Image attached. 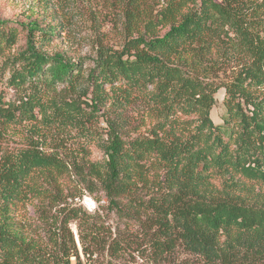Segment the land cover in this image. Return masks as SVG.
<instances>
[{"label":"trees","instance_id":"obj_1","mask_svg":"<svg viewBox=\"0 0 264 264\" xmlns=\"http://www.w3.org/2000/svg\"><path fill=\"white\" fill-rule=\"evenodd\" d=\"M157 5L126 0L122 48L99 47L88 70L87 58L43 49L55 32L40 19L0 17V71L9 70L15 97L0 89V123L69 126L84 146L99 144L105 159L89 164L86 188L103 191L120 216L140 219L153 264H176L166 253L179 243L204 264H264V203L231 194L264 183V0ZM57 85L68 96H49ZM220 89L225 114L215 122ZM131 103L144 114L143 131L126 130ZM0 149V264L81 262L73 221L88 257L127 245L102 214L71 203L53 219L45 244L24 237L17 206L46 192L42 175L55 179L69 164L33 135L26 146ZM125 197L133 212L123 208Z\"/></svg>","mask_w":264,"mask_h":264},{"label":"rangeland","instance_id":"obj_2","mask_svg":"<svg viewBox=\"0 0 264 264\" xmlns=\"http://www.w3.org/2000/svg\"><path fill=\"white\" fill-rule=\"evenodd\" d=\"M151 1L158 3L157 6L160 7L164 0ZM125 3L126 0H0V17L40 19L44 24L52 27L55 32L52 39L44 43L43 49L50 53L63 52L75 61L87 58L84 69L88 70L93 66V58L97 55L99 47L106 45L122 48L128 36L125 24L127 19ZM23 43L24 38L18 41L15 50ZM9 75L8 69L0 71V89L4 91L7 98L15 100L13 89L6 83ZM66 92L62 85H57L49 92V96H68L69 91ZM224 95V89L216 93L217 101L212 111L215 122H221L225 114ZM108 104L109 109L113 108L112 101ZM104 110L105 108H102L101 112ZM125 111L124 116L127 121L132 122L126 127L129 133H134L136 128L145 130L147 125L142 126L139 123L138 118L144 116L139 106L131 103ZM39 118H41L40 114ZM101 124L104 125V122ZM32 135L35 140L40 141L46 152L59 154L69 164V167L58 174L55 179L49 178L48 180L42 175L38 181L41 185L38 184L42 188L45 187L46 192L32 196L28 201L17 206L14 216L22 235L37 243L45 244L49 236L48 229L55 227L53 219L63 218L61 212L63 206L69 203L82 205L89 213L94 214L98 211L102 214L106 226L129 238V242L116 255L108 254V250H103L88 257L84 254L79 238L78 224L73 221L69 226L76 238L81 262L72 257V264H153V248L149 243L148 234L143 231L140 219L128 220L120 216L115 209L108 207L103 191L90 192L86 188L84 180L90 175L86 173L89 164L105 159L104 150L100 145L95 143L84 146L86 143L83 136L69 126L46 125L42 122L37 125L25 123L2 126L0 123V148L12 150L19 146H26ZM77 159L80 164L70 165L73 160ZM92 179L97 182L95 176ZM231 194L249 203L261 204L264 203V183L233 188ZM84 196L94 198L95 204L90 209L83 204ZM124 199L123 208L133 212L134 209L127 202V197ZM138 213L143 219L148 214L145 210H138ZM166 254H170L168 260L175 261L176 264H204L198 253L190 251L180 243L173 251Z\"/></svg>","mask_w":264,"mask_h":264},{"label":"built area","instance_id":"obj_3","mask_svg":"<svg viewBox=\"0 0 264 264\" xmlns=\"http://www.w3.org/2000/svg\"><path fill=\"white\" fill-rule=\"evenodd\" d=\"M83 204L86 208L90 209L95 204L94 198L92 196H84Z\"/></svg>","mask_w":264,"mask_h":264}]
</instances>
